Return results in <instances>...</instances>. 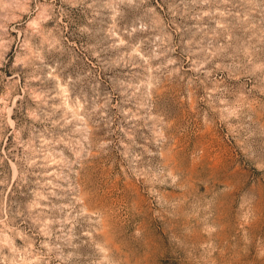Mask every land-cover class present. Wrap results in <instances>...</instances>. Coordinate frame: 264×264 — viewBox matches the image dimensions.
Wrapping results in <instances>:
<instances>
[{
    "label": "rangeland",
    "instance_id": "374dc122",
    "mask_svg": "<svg viewBox=\"0 0 264 264\" xmlns=\"http://www.w3.org/2000/svg\"><path fill=\"white\" fill-rule=\"evenodd\" d=\"M0 264H264V0H0Z\"/></svg>",
    "mask_w": 264,
    "mask_h": 264
}]
</instances>
